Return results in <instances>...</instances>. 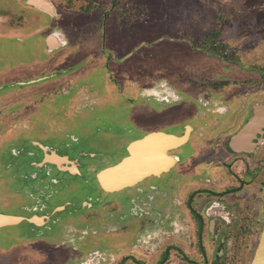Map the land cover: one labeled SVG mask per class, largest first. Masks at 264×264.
<instances>
[{
	"label": "rangeland",
	"instance_id": "obj_1",
	"mask_svg": "<svg viewBox=\"0 0 264 264\" xmlns=\"http://www.w3.org/2000/svg\"><path fill=\"white\" fill-rule=\"evenodd\" d=\"M24 1L0 0L2 213L17 212L11 208L24 199L15 189L30 183L26 154H11L21 146L10 141L20 122L31 124L43 144L104 152L110 164L125 154L127 140L159 125L179 131L175 121L196 110L194 100L201 93L229 106L233 118L264 111V0ZM151 88L155 91L148 92ZM163 88L172 96L182 95L183 103L154 102L158 97L150 95ZM259 145L251 160L254 180L231 198L236 204L227 206L231 222L217 220L209 228L204 220L201 241H196L197 225L183 206L177 214L178 236L167 235L172 229L162 224L150 227V219L144 241H132L128 249L133 224L121 234L126 241L91 234L93 240L67 241L50 223V230L44 229L50 238L31 242L23 236V224L0 229V257L5 264H74L98 251L106 254L99 264H250L262 222L258 218V224L261 213L255 208L264 199V135ZM184 151L201 177L215 174L207 165L212 158L218 163L228 157L218 150L193 156L191 147ZM240 164L235 174L243 173ZM230 173L221 181L227 182ZM200 188L192 194L198 210L208 197ZM69 191L49 202L65 201L72 197ZM122 202L119 213L126 215V198Z\"/></svg>",
	"mask_w": 264,
	"mask_h": 264
},
{
	"label": "flooded vegetation",
	"instance_id": "obj_2",
	"mask_svg": "<svg viewBox=\"0 0 264 264\" xmlns=\"http://www.w3.org/2000/svg\"><path fill=\"white\" fill-rule=\"evenodd\" d=\"M201 89H204V86ZM150 91H155V88L148 89V92ZM159 92H161L159 95L149 94L158 97V101L154 100L156 103L169 105L183 103L182 95L172 96L171 91L164 88ZM218 102L220 101L211 98L208 94L201 93L194 100L196 110L187 112L184 118L175 121V124H179L175 125L179 131L165 128L171 126L159 125L140 138L127 140L124 144L125 154L110 164L105 162L104 152H85L76 147L73 150H60L59 147L41 143L31 124L20 122L21 127L20 125L14 127L11 124L18 129V132L16 134L9 132L10 141L21 142L18 149H11V154L13 156L26 154L27 166L32 170L26 174L30 180L28 186L15 189L21 191L18 197L24 199L19 200L17 205L11 208L17 212H0V217L9 219V222L0 225V229L24 224L25 239L32 240L31 242L47 241L51 234L44 229L52 223L60 230L62 237H68L67 241L93 240L90 234L98 237L105 235L106 238L113 237L111 241H117L116 238H119V241H126L122 239L121 234L125 236L133 224L135 229L131 235L134 239L130 236L127 246L130 249L133 246H131L132 241H144L142 234L147 227L144 225H147L150 219L152 220L150 227L162 224L172 229L167 235L178 236L177 214L182 212L181 207L184 206L197 225L196 241H201L204 220L208 221L209 228H212L217 220L225 224L231 222L227 206H230L231 202L236 204L238 201H233L231 198H236L235 193L242 191L245 183L254 180L251 175V160L260 148L259 142L263 140L264 135V132H260L264 122L263 110L253 111V115L249 110L248 114L243 115L242 120L236 124L229 106L226 104L221 106ZM251 116L258 124L252 133H246L243 137L247 139L254 133L250 144V141L247 143L243 139H237L236 135L249 125L251 119H248ZM21 129L26 131L22 132ZM150 135L167 137L169 142L166 145L162 139L154 138L152 146L140 143ZM187 147L193 149L192 156L201 155L204 151L218 150V153L223 151L228 157L226 159L221 157L218 163H215L217 159L212 158L207 165L215 170V174L201 177L203 175L196 167L194 159L191 157L190 162L186 161L184 149ZM240 163L243 173L235 174V167L240 166ZM90 165H95L96 169L89 171L87 167ZM120 166L124 169L117 177L119 181L116 185L110 189L103 187L99 176ZM184 171L187 173L185 174ZM226 171L231 173L229 177L228 175L225 177L227 182H222V176ZM200 181L202 183H199ZM106 183L108 185V181ZM109 183L112 185V181L109 180ZM93 185L97 190L91 189ZM198 186L208 196L201 210L192 206L194 199L192 194L198 190ZM188 188V193H192L186 194ZM65 189L70 190L73 198L68 197L58 204L49 202L55 194L58 195ZM184 197L187 199L182 203L179 202ZM123 198H126L123 205V208L127 209L126 215L119 213ZM29 203L33 204L29 205ZM256 205L258 207L255 209L259 214L261 213L260 217H257L258 224L261 222L258 218L262 219L259 241L264 222V199L259 203L256 202ZM143 220L146 221L142 222ZM251 220H248L247 227L250 226ZM47 229L50 230L49 227ZM134 248L138 250L136 246ZM75 250L77 248L73 251ZM105 256V253L91 251L86 259L81 258L74 264L103 263L106 260ZM2 260L5 264L6 259L0 257V262Z\"/></svg>",
	"mask_w": 264,
	"mask_h": 264
},
{
	"label": "water",
	"instance_id": "obj_3",
	"mask_svg": "<svg viewBox=\"0 0 264 264\" xmlns=\"http://www.w3.org/2000/svg\"><path fill=\"white\" fill-rule=\"evenodd\" d=\"M33 3V2H32ZM258 122H256V119H252L251 122L249 123V125L241 132H239L236 136L237 139H243L244 135L246 133H252L253 130L255 129V127H257ZM154 138L157 139H162L163 141H165L167 145V142H169V139L167 137H161L158 135H150L146 138H144L142 141H140L141 144H145L148 145L150 144L152 146V142L154 140ZM176 143H180L177 140ZM124 169L123 166H120L118 168H115L114 170L111 171H107L106 173H104L103 175L99 176V181H101V184L103 187H105L106 189H110L113 186L116 185V183L119 181L117 179V177L119 176L120 172ZM109 180L112 181V185H110ZM108 181V185L107 182ZM110 185V186H109ZM9 222V219L5 218V217H0V225L5 224ZM251 264H264V222H263V227L261 230V234H260V238L258 241V245L256 247L253 259L251 261Z\"/></svg>",
	"mask_w": 264,
	"mask_h": 264
},
{
	"label": "crops",
	"instance_id": "obj_4",
	"mask_svg": "<svg viewBox=\"0 0 264 264\" xmlns=\"http://www.w3.org/2000/svg\"><path fill=\"white\" fill-rule=\"evenodd\" d=\"M252 113H253V110H252ZM234 120V122L236 123V124H238L239 122H240V120H242V118L241 119H237V118H233ZM255 132V131H254ZM237 136V135H236ZM254 138V133L251 135V137H248L247 139H243V140H245V142H247V143H249V141H250V144H251V141H252V139Z\"/></svg>",
	"mask_w": 264,
	"mask_h": 264
}]
</instances>
